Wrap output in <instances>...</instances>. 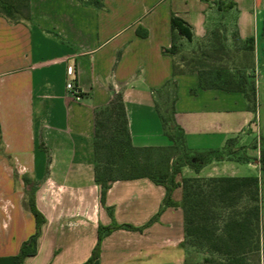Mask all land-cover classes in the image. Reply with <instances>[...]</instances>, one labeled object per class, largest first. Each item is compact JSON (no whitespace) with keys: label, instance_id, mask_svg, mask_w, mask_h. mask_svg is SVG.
Wrapping results in <instances>:
<instances>
[{"label":"crops","instance_id":"obj_1","mask_svg":"<svg viewBox=\"0 0 264 264\" xmlns=\"http://www.w3.org/2000/svg\"><path fill=\"white\" fill-rule=\"evenodd\" d=\"M30 6L29 19L0 14V264L198 261L203 254L184 243L181 206L182 179L195 175L260 178L264 264L259 147L248 149L256 159L214 161L199 173L182 167L175 204L161 211L166 187L148 177L113 181L103 204L94 151L96 111L116 94L123 97L136 146L172 144L158 112L165 100L160 92L175 94L173 125L193 152L222 149L231 137L247 146L264 137V0H103L102 6L30 0ZM174 14L187 22L191 39L173 38ZM173 44L176 51L166 52ZM217 48L215 57L205 56L208 62L255 77V112L241 91L200 87L194 64ZM70 79L74 89L67 87ZM31 190L46 220L37 252L20 260L37 228ZM112 223L145 227L106 234L90 261L100 226Z\"/></svg>","mask_w":264,"mask_h":264},{"label":"trees","instance_id":"obj_2","mask_svg":"<svg viewBox=\"0 0 264 264\" xmlns=\"http://www.w3.org/2000/svg\"><path fill=\"white\" fill-rule=\"evenodd\" d=\"M97 6L103 5V0H91ZM0 14L12 19H29L31 16L30 0H0ZM187 22L172 16L173 38L177 35L192 38ZM175 44L166 52L174 53ZM216 51L202 53L200 60L195 62L199 67L200 87L223 88L241 91L248 100V108L257 110V89L255 77L251 74L232 71L226 66H216L208 62L206 57H215ZM217 53V54H218ZM206 56V57H205ZM174 72H177L174 67ZM173 86L175 82L170 81ZM163 105L157 104L166 134L172 140L169 146H136L128 126L125 103L121 94H116L103 108L96 111V132L94 140L95 177L101 183V201L106 202V191L113 181L148 177L166 187L164 204L173 205L172 193L178 186L176 175L182 167L190 166L196 173L211 162L221 160L248 161L258 158L248 154V149L259 147V159L264 172V137L249 146L240 145L239 137H231L222 149H211L201 152L189 150L185 144L184 132L175 129L171 118L174 111L175 94H163ZM111 123L107 127L109 133H103L106 128L102 117ZM112 125H114L112 129ZM112 130V131H111ZM181 150L179 162L174 168L159 167L149 159V154L156 151ZM147 154V155H146ZM183 199L181 206L185 215V240L190 249L203 253L200 261L188 260L187 264H261V182L258 176H185L182 179ZM29 203L35 215L36 232L23 243L19 257L37 252L38 235L45 216L37 208L34 190L29 193ZM233 209L222 216L217 208ZM238 207L239 210H234ZM159 213L150 220L157 219ZM149 222V223H150ZM142 230L144 226L112 223L99 228L98 242L92 252L90 261L100 254L102 238L118 228Z\"/></svg>","mask_w":264,"mask_h":264},{"label":"rangeland","instance_id":"obj_3","mask_svg":"<svg viewBox=\"0 0 264 264\" xmlns=\"http://www.w3.org/2000/svg\"><path fill=\"white\" fill-rule=\"evenodd\" d=\"M201 44H199L200 46ZM200 50H204L201 49ZM102 120L105 122V126L106 128L103 129V133H109L110 130L107 129V127L111 126V123L106 119V116L102 117ZM114 125H112V129H113ZM112 131V130H111ZM240 145H244L243 143H239ZM247 146V145H244ZM147 155V154H146ZM181 155V150L177 149V150H165V151H156V152H152L149 154V159L154 162L157 166L159 167H169V168H174L176 163L179 162V156ZM234 210H239L238 207ZM216 211L218 212V214L222 213V216L225 214H228L227 212L233 211V209H223V208H217ZM200 253V252H199ZM203 254V253H201ZM203 258V257H202ZM201 260V259H200ZM198 260V261H200Z\"/></svg>","mask_w":264,"mask_h":264},{"label":"built area","instance_id":"obj_4","mask_svg":"<svg viewBox=\"0 0 264 264\" xmlns=\"http://www.w3.org/2000/svg\"><path fill=\"white\" fill-rule=\"evenodd\" d=\"M74 73H75V68H74L73 66L70 65V66L68 67V74H69V75H74ZM67 87H68L69 89H74V83H73V80L70 79V80L68 81V83H67ZM77 94H79V93L77 92L76 95H77Z\"/></svg>","mask_w":264,"mask_h":264}]
</instances>
